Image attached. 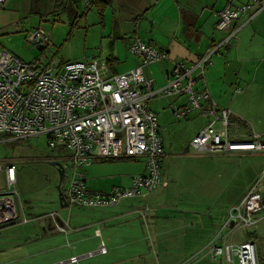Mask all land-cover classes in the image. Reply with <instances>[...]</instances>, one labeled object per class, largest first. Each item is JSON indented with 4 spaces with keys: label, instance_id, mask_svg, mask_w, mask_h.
Listing matches in <instances>:
<instances>
[{
    "label": "rangeland",
    "instance_id": "rangeland-1",
    "mask_svg": "<svg viewBox=\"0 0 264 264\" xmlns=\"http://www.w3.org/2000/svg\"><path fill=\"white\" fill-rule=\"evenodd\" d=\"M96 1L36 0L33 4L32 0H7L0 12V51L12 53L27 63L38 61L46 67L91 60L113 61L118 73L131 66L139 67L141 61L129 52L128 44L135 37L144 9L151 2L141 0L145 2L140 6L144 7L142 9L117 5L116 1L110 6ZM158 15L160 13L156 12L155 16ZM36 29H43L49 37V44L43 50L29 42ZM224 51L223 48L221 55ZM217 58L211 60L208 67ZM164 64L146 68L159 86L165 84L168 68ZM242 76L244 78L237 80L228 73L231 83L225 93L228 106L232 109L239 106V110L245 111L251 126L250 135L264 133V63L253 66L251 72ZM238 87L243 89L241 94L234 93ZM247 99L257 100V103L250 106ZM172 102L174 99L167 96H158L149 102L159 126L166 129L162 131L166 155L161 159L162 174L166 179L174 174V203L182 195L200 200L201 207L210 210L212 225H216L226 211L229 216L240 204L232 202L235 195L254 177L262 178L264 155H193L188 146L201 121H177L169 111ZM51 152L43 136L6 142L0 139V162L17 167L15 191L20 215L13 226L0 230V264H187V260L201 251L187 247L198 248V239H205L206 235L196 234L195 242L186 248L177 245L176 240L188 244L193 236L188 235L187 230L176 234L174 241L161 242L149 218H142L140 214L128 222L121 217L112 219V214L105 215L101 211L79 207L61 209L59 194L68 191L74 170L68 160H63L64 177L61 179L57 168L47 161ZM176 153L181 157H173ZM163 188L146 198L155 196ZM261 191L264 197V189ZM52 213L67 223L68 233H45L41 224L53 223L46 218ZM257 216L263 217L264 210ZM191 221L189 219L188 223ZM96 230L101 237L96 236ZM240 231L236 243H241L247 233ZM102 243L107 253L95 254ZM257 249L259 264H264V241L257 244ZM73 257L78 261L71 262ZM190 264L229 263L209 262L206 258Z\"/></svg>",
    "mask_w": 264,
    "mask_h": 264
},
{
    "label": "built area",
    "instance_id": "built-area-1",
    "mask_svg": "<svg viewBox=\"0 0 264 264\" xmlns=\"http://www.w3.org/2000/svg\"><path fill=\"white\" fill-rule=\"evenodd\" d=\"M6 3L7 0H0V12ZM262 13L264 0L231 4L218 12L215 28L226 32V38L192 64L175 62L165 85L157 89L144 69L162 62L168 54L138 38L128 49L141 65L120 74L105 61L46 67L38 61L27 63L12 53L0 51V139L6 142L43 136L50 149L63 150L74 170L65 195L67 204L91 210L115 208L127 200L145 198L162 186L164 143L157 114L149 108V102L158 96L186 98V106H173L176 118L187 117L193 111L209 118L208 124L190 142L194 154L264 152V133L254 132L248 138L237 136L232 130L230 109L219 107L207 91L195 89L197 79L204 77L211 59L236 38L239 29L234 24L244 17L252 21ZM29 42L43 50L49 44V37L43 29H36ZM241 92L237 88L234 93ZM115 158L144 159L146 173L135 177L130 188L115 187L107 194L89 193L83 168L96 160ZM16 172L15 164L0 162V226L16 222L20 217ZM263 179L264 175L230 211L223 230L230 228L231 237L237 231L257 228V214L264 209ZM146 212H142L143 218ZM46 218L53 221L58 232L66 233L65 227L55 221V214ZM106 253L102 244L97 254ZM205 257L229 264H259L255 243L237 244L232 238L226 243L212 240L186 262L190 264ZM76 261L78 258L71 259Z\"/></svg>",
    "mask_w": 264,
    "mask_h": 264
},
{
    "label": "crops",
    "instance_id": "crops-1",
    "mask_svg": "<svg viewBox=\"0 0 264 264\" xmlns=\"http://www.w3.org/2000/svg\"><path fill=\"white\" fill-rule=\"evenodd\" d=\"M103 1L109 6L116 1L118 3L117 5H129L134 7L139 6V8L142 9H144V7L140 6L145 3H141V0ZM147 2H151L150 6L144 9L145 13L141 17L142 19L139 24V29L135 33V37L129 41V44L134 39L138 38L145 43L153 45L159 50L167 52L168 57L158 63H165L164 66L168 68V70L165 71L166 76L164 83H166V78L172 72L175 62H183L187 65L192 64L202 57L209 49L219 44L226 38V32L217 31L215 28L217 22L216 14L218 12L224 10L228 5L248 4L253 3L254 0H146V3ZM32 3L36 4V0H32ZM156 12H159L160 15L155 16ZM234 25L235 28L239 29L236 38L231 40L229 44L224 47L225 51L223 55H221L220 52L219 55L214 56L211 59L213 60L215 57H218L209 65V67L207 66L205 71V75L206 73L208 74L207 79L205 78V75L203 78L197 79L195 89L198 91H207L212 101L219 107L230 109L232 112L231 121L233 132L237 136L245 138L250 135L249 131L251 126L245 118V111L238 109L241 107L237 106L232 109L228 106L230 104L228 103L229 100L225 93L227 85L230 82L227 77L230 72L232 77L239 80V78H244L242 76L244 73L248 74L251 72V68L253 66H258L264 63V13L255 17L252 21H248V17L241 18ZM110 62L112 70L115 73H118L115 70L114 62ZM135 67L136 66H131L121 73H125ZM232 67L233 69H231ZM146 68L144 69V72L148 78L155 81L154 87L156 89L163 87L165 84L159 86L156 79L151 76L150 72L146 71ZM241 90L243 92V89ZM169 98L174 99V102L169 105V111L177 121L188 122L190 120L199 119L201 121V126L199 127L197 133L208 124L209 118L204 117L200 111H193L184 118H176L173 113V106H177L178 108L184 107L187 104V100L186 98ZM256 101L254 102V99H247L246 103L250 104V106H254L257 103ZM164 130L166 129L160 126L161 137L162 131ZM189 147L190 143L188 149ZM50 150L52 151L51 158L47 159L50 165L53 166L54 163L62 165V161L67 160L66 155L62 154V151ZM191 153L193 155H202L194 154L193 152ZM218 154H229L230 156H234L239 155L240 153ZM245 154L264 155V152H247ZM165 156L166 155L163 154V157ZM173 157L181 156H179V153H176ZM82 172L85 174V184L86 187H88L87 190L89 193L107 194L115 187L130 188L135 177L142 176L146 173V162L144 159L124 158L96 160L89 166L84 167ZM163 179L164 181L162 186L165 188L149 199L146 198L148 196L147 195L145 198L127 200L115 208L88 210L93 212L101 211L100 213H104L105 215L110 213L113 215L110 218L117 219L121 217L123 219H128V222L132 217H136L138 214L142 217V212L147 210L146 218H149L150 223L153 225L155 235L160 238L161 242L164 240L174 241V236L176 234L182 230H187L188 235L193 236L188 241V244L187 242H179V240H176L177 245L182 244L183 246H181V248H186V246L190 245V243L193 244L195 242L194 236L196 234H199V236L206 235L205 239H198V248L194 246L187 247L190 249L193 248V251L196 252L202 250L214 239H216L219 243H226L231 241L232 238V241L236 243L235 239L237 233L241 231L233 233L231 237L230 228L223 230L224 224L229 218L227 211L226 214H223L220 217L219 222L217 223L219 225H212L210 210H205L201 207L203 204L201 205L200 200L182 195L177 197L178 200L176 198L174 203V174L168 179H166L163 175ZM257 180H259L257 177L251 179L249 184L235 195L236 198L232 202H241ZM261 186V189H264L263 181ZM66 193L67 191L64 195H66ZM198 204L200 205L197 206ZM234 205L235 204L230 207ZM189 219L192 220L190 224L188 223ZM257 219V228L245 230L247 233L242 242L250 241L255 243L257 246L260 241H264V216H257ZM64 224L66 233H68V225L65 221ZM41 228L45 231V233H61L58 232L54 224L50 222L41 224ZM96 236L101 237L99 230H96ZM169 236H171V239L168 238ZM95 254H97V252ZM203 259L205 260L206 257ZM209 262L227 261H212L209 259Z\"/></svg>",
    "mask_w": 264,
    "mask_h": 264
},
{
    "label": "water",
    "instance_id": "water-1",
    "mask_svg": "<svg viewBox=\"0 0 264 264\" xmlns=\"http://www.w3.org/2000/svg\"><path fill=\"white\" fill-rule=\"evenodd\" d=\"M53 166L57 168L59 174L61 175V179H62L64 177V168H63V166L61 164H59V163H54ZM59 203H60L61 209H65V208L68 207V204H67V201H66V197H65V195L62 192H60V194H59ZM56 221H57V223H58V225L60 227H64L65 226L64 222H62V220L59 217H56ZM14 224H15V222H9V223H6L4 225H1L0 226V230L4 229V228H7V227H10V226H13Z\"/></svg>",
    "mask_w": 264,
    "mask_h": 264
},
{
    "label": "trees",
    "instance_id": "trees-1",
    "mask_svg": "<svg viewBox=\"0 0 264 264\" xmlns=\"http://www.w3.org/2000/svg\"><path fill=\"white\" fill-rule=\"evenodd\" d=\"M98 2H101V3H104V5H106L107 3L106 2H104L103 0H97V2L96 3H98ZM109 64H111V62L109 61L108 62ZM111 66V65H110ZM112 67V66H111Z\"/></svg>",
    "mask_w": 264,
    "mask_h": 264
}]
</instances>
